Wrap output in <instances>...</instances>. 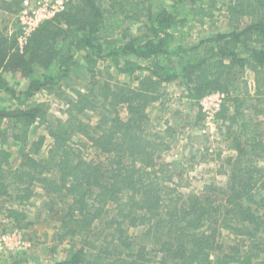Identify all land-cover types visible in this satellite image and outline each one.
I'll return each instance as SVG.
<instances>
[{"label":"trees","instance_id":"16d2710c","mask_svg":"<svg viewBox=\"0 0 264 264\" xmlns=\"http://www.w3.org/2000/svg\"><path fill=\"white\" fill-rule=\"evenodd\" d=\"M22 2L2 0V7L17 14ZM179 3L200 24L220 11L203 0H173L175 9ZM179 15L155 11L151 0H69L23 51L16 32H0V93L16 103L0 108V214L21 225L39 188L66 202L51 245L59 258L0 264H264V0H232L226 16L239 25L195 40ZM243 17L249 21L241 26ZM135 22L145 23L142 37L128 35ZM37 67L57 73L36 77ZM250 71L254 93L245 80ZM8 72L28 84H9ZM85 75L81 88L61 82ZM171 85L198 105L208 92L227 94L219 128L235 153L226 159L225 183L181 192L170 163L160 161L175 128L155 130L149 110L165 105ZM40 93L61 99L62 115L34 101ZM89 149L98 159L85 155Z\"/></svg>","mask_w":264,"mask_h":264},{"label":"rangeland","instance_id":"374dc122","mask_svg":"<svg viewBox=\"0 0 264 264\" xmlns=\"http://www.w3.org/2000/svg\"><path fill=\"white\" fill-rule=\"evenodd\" d=\"M231 1L203 0L205 5L211 6L215 4L217 8H220V11H216V17L213 21L207 20L206 23L200 24L195 22L194 14L188 12L183 4H177L175 9L173 0H151L155 11L165 7L170 12L177 11L180 17L187 16L188 23L194 28L192 31L194 40L217 32L229 31L234 26L239 25V21H230L228 16H226L227 6ZM2 6V0H0V32L11 36L17 27V14L5 11ZM248 21L247 18L243 17L240 25L242 26ZM146 33L145 23L139 22L131 24L128 31L130 37H142ZM116 37L122 40V34ZM109 64H111L110 61H102L100 65L101 67H106ZM50 72L57 73V70L55 67L49 70L37 67L34 76L41 77L43 74ZM75 72L73 71L72 74ZM80 72L82 74L83 71L79 70L78 73ZM111 72L122 81L131 80L129 75L119 74L115 68H112ZM4 76L9 84L18 89L28 84V80L21 73L8 72ZM245 80L248 81L250 91L254 93V74L252 71L246 75ZM61 82H68L81 88L87 82V76L85 75L84 78L75 82L70 78ZM168 90L169 95L164 100L165 105L157 104L149 110L151 124L155 126V130L164 131L168 126L175 128V137L170 138L168 141L171 142V148L161 154L160 161L170 163L168 170L174 174V181L179 183L178 188L181 192L200 193L211 182L225 183L228 178L226 174L230 171V166L226 159L235 153L230 148V141L224 137L222 130L220 132V128L214 138L201 134L199 127L202 120L199 122L201 117L199 105L193 103L187 97L180 99L179 96L183 92L182 87L179 85H171ZM33 100L50 104L52 106L51 113L62 115L59 109L62 107L63 101L56 97L55 94L40 93ZM15 105V100L9 93H0V108L8 109L15 107ZM122 114H126V109L123 108ZM50 141L51 139L48 138L47 143H50ZM7 146L9 147V145ZM10 147L9 149L12 152L11 161L17 166L20 160L18 148L15 145ZM85 155L89 159H98V152L94 149L87 150ZM260 196L264 197V191L261 192ZM52 201L56 202L57 205L53 211H50L47 206ZM65 203H61L59 199L46 196L44 190L39 188L31 204L25 207L28 218L21 225L11 223L5 217V214H0V261L7 263L13 260L37 261L48 260L50 257L59 258V253L57 255L52 253L51 245L53 246L57 241L55 235L57 226L60 225L57 212L64 207ZM2 229L6 230L2 232ZM140 231L141 229L139 228H131L130 233L136 234ZM223 233L224 241L230 245H236L237 238L226 231H223Z\"/></svg>","mask_w":264,"mask_h":264},{"label":"built area","instance_id":"2783aa9c","mask_svg":"<svg viewBox=\"0 0 264 264\" xmlns=\"http://www.w3.org/2000/svg\"><path fill=\"white\" fill-rule=\"evenodd\" d=\"M68 2L69 0H23L21 9L16 15L17 27L14 30L22 51L34 32L43 23L53 20L64 12L68 7ZM226 98L225 92L212 91L200 99L199 109L202 113V122L199 130L201 134L210 138L218 134L220 127L218 115Z\"/></svg>","mask_w":264,"mask_h":264}]
</instances>
